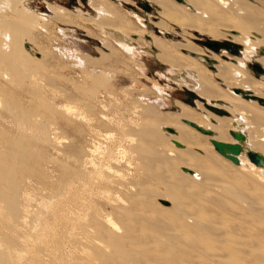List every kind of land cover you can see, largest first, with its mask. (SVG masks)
<instances>
[{
	"label": "rangeland",
	"instance_id": "obj_1",
	"mask_svg": "<svg viewBox=\"0 0 264 264\" xmlns=\"http://www.w3.org/2000/svg\"><path fill=\"white\" fill-rule=\"evenodd\" d=\"M49 1H58L59 5L51 6ZM98 1L28 0V7L42 16V24L28 44L37 60L16 49L23 58L17 67L0 64V262L6 259L11 264H125L124 253L116 255L114 248L102 240L100 227L112 232L124 200H134L131 190L138 181L147 182L148 187L159 186L133 151L138 137L130 136V129L142 122V108L146 106L158 112L161 125L166 127L175 123L166 112H177V104L191 109L193 117L200 121L203 117L197 116L198 107L211 111L206 100L205 104L184 90L187 86L182 80L187 76L180 70L187 65L163 61L157 57L158 50L151 52L143 39L134 38L131 45L117 42L98 25L108 24L106 27L129 35L148 33L167 42L180 55H186V48L174 46L171 38L186 39L200 54L208 50L222 59L234 56L224 44L238 40V33L229 32H239L233 27L237 19L220 4L215 3L214 17L189 9L188 21L164 20V25H159L158 8L146 0H122L123 4L108 0L124 19L119 27L110 23L114 15L103 11ZM52 13L72 16L59 21L50 17ZM208 39L220 42L221 47H206L203 43ZM250 72L256 77L254 70ZM213 84L224 85L219 80ZM204 119V126H216ZM189 128L192 146L211 155L204 154L206 166L226 172L235 168L230 159L216 150L212 143L215 138ZM217 128L226 132L228 142H233L234 130ZM11 189L17 194L19 209L9 215ZM155 200L154 197L152 201ZM158 203L171 206L168 201ZM227 215L225 219H230ZM128 254V262H135L139 255L148 258L146 262L151 260L150 264L154 259L153 264L160 260V264L164 263L163 253H148L146 257L143 253ZM263 254L224 253L223 259L199 255L202 259L198 257V262L232 264V257L239 255L238 264L240 260L245 264H264ZM117 256L124 261L116 260Z\"/></svg>",
	"mask_w": 264,
	"mask_h": 264
},
{
	"label": "bare ground",
	"instance_id": "obj_2",
	"mask_svg": "<svg viewBox=\"0 0 264 264\" xmlns=\"http://www.w3.org/2000/svg\"><path fill=\"white\" fill-rule=\"evenodd\" d=\"M27 1L0 0V64L2 66L4 63L18 66V61L23 58L19 56L16 49L20 52L22 49L33 60H37L28 44L32 40L35 29L42 24V16L34 13L28 7ZM146 1L158 8L161 17L159 25H164L162 22L164 20L182 23L188 21L191 14L189 9L195 13L200 12L204 17L209 15L211 18L210 13L213 15L215 3L220 4L230 9V12L236 16L237 23L233 27L238 28L239 32L235 30H229V32L232 35L238 33L235 40L238 39L240 42L237 40L232 44L237 43L241 48L238 53H232L235 57L228 56L227 60L208 50L201 54L195 52L193 45L186 39L177 41L171 38L170 41L174 46L186 48V55H180L173 51L167 42L148 33L129 35L121 29L106 27L108 24L104 26L96 24L117 42L131 45L134 38L143 39L150 45L148 49L151 52L154 48L158 50L157 57L163 61L172 65H187V68L180 70L187 76L185 81L182 80L187 86L184 90L188 91L189 94H187L192 98L196 97L205 104L207 101L206 106L214 112L198 107L197 116L203 117L200 121L193 117L191 109L188 110L182 104H177V112H166L175 122L170 127H166L161 125L160 115L156 110L149 106L142 108L144 118L142 122L132 126L129 134L132 137L133 135L138 137L136 145H133V151L139 155L142 167L149 171L159 186L148 187V183L142 181L132 185L135 187L131 190L132 195L135 196L134 200H124L112 232H106L105 227H100V231L98 229L102 235L101 238L107 246L112 247V250L114 248L116 255L124 253L122 257L126 261L125 264H150L151 260L146 262L148 258L142 259L138 255L141 253L145 257L149 255L148 253L151 255L163 253L161 254L163 264H199L198 257H202L199 255L221 259L224 253L226 255L227 253H264V165L255 164L247 155L248 150L264 155V105L251 97H245L243 93L236 92V89L251 91L253 95L264 98V73L256 74V78L250 72L254 70L256 73L254 68L256 63L264 68V0ZM98 2L103 11L114 15L110 23L120 27L124 19L117 11V6H113V3H109L108 0ZM116 2L124 3L122 0H114V3ZM49 4L59 5L58 1H51ZM51 10L54 9L51 7ZM70 16L72 15L63 17L52 13L50 17L65 21L69 20ZM166 36L172 37L170 34ZM209 40L211 39L206 41ZM205 42L203 44L210 48ZM234 48L236 49L232 47ZM210 49L214 50V48ZM173 68L170 69L173 70ZM179 79L175 78L178 83H181ZM218 80L224 85L216 87L213 82ZM216 109H223L226 113L218 114ZM205 117L216 126H204ZM185 120L211 129L213 138L226 143L240 142L235 138L233 142L231 140L228 142V137H225L226 132L217 126H226L243 133L245 135L242 142L244 150L237 156L239 163L236 164L230 159L235 168L226 172L222 171L223 169L213 171L206 166L204 164L206 153L197 145L198 148L192 146L194 142L187 132L191 129L189 127L193 126ZM182 121L185 122L184 125ZM167 128H172L173 131L168 132ZM165 142L166 147H160V144ZM176 142L181 143V146H178ZM184 168L189 169L191 173L184 171ZM107 172L109 174L110 171ZM154 181L152 182L155 183ZM154 197L156 200L152 201ZM158 200L168 201L171 206L160 205ZM7 205L9 215L19 209L17 194L12 189ZM224 215L231 218L225 219ZM128 253H138L136 257L140 260L136 258L137 262H128L127 258L130 255ZM237 256L230 258L232 264H238ZM116 258L119 261L120 257ZM109 262L112 263L111 260ZM114 262L117 264V261ZM0 263L11 264L6 259ZM240 264L245 263L240 260Z\"/></svg>",
	"mask_w": 264,
	"mask_h": 264
},
{
	"label": "water",
	"instance_id": "obj_3",
	"mask_svg": "<svg viewBox=\"0 0 264 264\" xmlns=\"http://www.w3.org/2000/svg\"><path fill=\"white\" fill-rule=\"evenodd\" d=\"M180 2H184V0H178ZM205 44L207 46H209L210 48H214V49H218L219 47H221V45L219 44V42L214 41V40H209L208 42L206 41ZM225 47H227V49L231 52V53H238L239 49L241 48L240 45H235V44H224ZM232 47H236V49H232ZM255 71L256 74L259 75L260 73H264V68L259 64L256 63L255 66ZM237 93H243L245 97L247 98H253L255 100H258L260 103H262L264 105V98L259 97V96H255L253 95V93L251 91H242L241 89H236ZM186 93L189 94V92L187 91ZM191 95V94H190ZM194 95V94H193ZM218 114H224L226 113L225 110L223 109H216L215 110ZM186 123H188L189 125L195 127L197 130H199L200 132L204 133V134H208V135H212L213 131L211 129H206L202 126H200L199 124L193 122V121H189V120H185ZM171 131H173V129H169ZM232 135L234 136V138L236 140H238L240 143H226V142H222V141H218V140H212V143L215 145L216 150L222 154L223 156L231 159L234 163H239V159H238V155L243 152L244 147L242 142L245 139V135L241 132H232ZM176 144L178 146H181V143L176 142ZM247 155L249 156V158L257 165L261 166L264 165V155H262L261 153L254 151V150H248L247 151ZM186 172H190L191 171L187 168L183 169Z\"/></svg>",
	"mask_w": 264,
	"mask_h": 264
}]
</instances>
